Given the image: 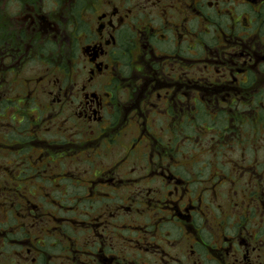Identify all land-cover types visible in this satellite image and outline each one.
<instances>
[{
	"label": "flooded vegetation",
	"instance_id": "obj_1",
	"mask_svg": "<svg viewBox=\"0 0 264 264\" xmlns=\"http://www.w3.org/2000/svg\"><path fill=\"white\" fill-rule=\"evenodd\" d=\"M0 264H264V0H0Z\"/></svg>",
	"mask_w": 264,
	"mask_h": 264
}]
</instances>
